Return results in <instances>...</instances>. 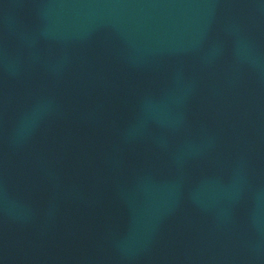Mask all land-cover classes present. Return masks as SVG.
<instances>
[{"label":"water","instance_id":"water-1","mask_svg":"<svg viewBox=\"0 0 264 264\" xmlns=\"http://www.w3.org/2000/svg\"><path fill=\"white\" fill-rule=\"evenodd\" d=\"M0 264H264V0H0Z\"/></svg>","mask_w":264,"mask_h":264}]
</instances>
